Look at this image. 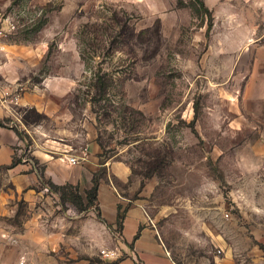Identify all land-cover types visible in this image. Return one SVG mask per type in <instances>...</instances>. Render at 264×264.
I'll use <instances>...</instances> for the list:
<instances>
[{
    "label": "rangeland",
    "instance_id": "rangeland-1",
    "mask_svg": "<svg viewBox=\"0 0 264 264\" xmlns=\"http://www.w3.org/2000/svg\"><path fill=\"white\" fill-rule=\"evenodd\" d=\"M204 1L209 37L177 0H0V105L9 112L0 119H10L0 126V264H143L136 241L108 220L105 195L79 212L49 185L48 161L78 157L60 165L71 177L91 167L94 145V172L117 212L138 207L175 264L264 258V102L245 98L264 46V0ZM113 10L136 31L160 20L161 42L91 64L118 69L122 81L108 114L96 113L78 32ZM32 108L45 117L26 121ZM14 155L22 163L8 168Z\"/></svg>",
    "mask_w": 264,
    "mask_h": 264
},
{
    "label": "trees",
    "instance_id": "trees-1",
    "mask_svg": "<svg viewBox=\"0 0 264 264\" xmlns=\"http://www.w3.org/2000/svg\"><path fill=\"white\" fill-rule=\"evenodd\" d=\"M178 5L181 7H190L193 13L201 17L202 24L207 22L208 29L206 36L209 37L210 31L213 27V14L204 0H177ZM122 13V14H120ZM130 16L126 15L125 11L118 12L113 10L109 15L104 18L98 19L94 22H87L82 24L78 32L79 41V54L83 60L86 69L91 73L90 82L86 84V102L91 103L92 110L99 113V109L104 110V114H108L109 109L113 103L110 101V94L112 87L118 84L121 79H117L115 69H104L103 67H92L91 64L96 62L98 58L105 60L107 56L113 57L117 52L130 53L136 55V46H141L147 43L150 38H153L157 47L161 42V25L160 20L156 22L154 27H149L136 31L129 23ZM101 63V62H100ZM111 105V106H110ZM45 117L44 114L38 112L35 108L28 110L24 119L28 122H39ZM10 119H0V126H5L6 122ZM192 127L193 123H192ZM15 132L23 139L24 133L18 129ZM19 163H22L20 157L14 155L12 162L7 165L8 168H13ZM148 174V176H150ZM102 175L100 172H94L92 176V185L85 190L86 196L84 197L80 190L79 185L67 182L65 184H58L50 180L49 185L51 189L59 193L60 199L63 203L73 205L79 212H84L91 207L98 205L99 201V187ZM126 217V210L121 211V205L118 206L116 223L120 229L124 227V220ZM141 235V230H138L134 236L136 241ZM260 248L264 251V244H259Z\"/></svg>",
    "mask_w": 264,
    "mask_h": 264
},
{
    "label": "crops",
    "instance_id": "crops-1",
    "mask_svg": "<svg viewBox=\"0 0 264 264\" xmlns=\"http://www.w3.org/2000/svg\"><path fill=\"white\" fill-rule=\"evenodd\" d=\"M245 98L249 102H264V46L258 47L255 51L254 64L252 71L248 77L246 88H245ZM29 101V100H28ZM9 116L8 110L0 105V118ZM8 136L9 138H18L16 133L10 130ZM100 153V148L96 145L92 146V159H91V169L83 168L84 170H79L77 174L71 177H63L60 172V165L63 166H75L77 164H71L69 162V156L63 158V163H56L48 161L46 163V175L52 181L58 184H65L67 182L75 183L80 182L84 185L85 189L90 188L92 184L93 172L96 171V167L99 166L97 157H93ZM62 161V160H61ZM68 164V165H67ZM117 170L121 172V176L128 175L126 167L117 166ZM105 195V202L108 203L110 211L113 212V216L108 219L111 223H114L117 218V204L118 201L115 199V195L109 187L104 184H100L99 187V198L102 199ZM103 205V203H102ZM104 209V207H103ZM143 226L141 230L140 237L135 243V254H137L139 259L143 264H175L170 257L167 256L163 247L161 246L154 229L149 227L147 222L144 220L142 211L138 207H132L124 220L123 234L128 242L134 239L135 234L139 230L140 226ZM250 264H264V258L255 259V261L249 260Z\"/></svg>",
    "mask_w": 264,
    "mask_h": 264
},
{
    "label": "built area",
    "instance_id": "built-area-1",
    "mask_svg": "<svg viewBox=\"0 0 264 264\" xmlns=\"http://www.w3.org/2000/svg\"><path fill=\"white\" fill-rule=\"evenodd\" d=\"M68 158H69V162L71 164H78L79 163V159L76 156H69ZM82 158L85 159L84 156ZM135 264H142V263H140L139 261H137Z\"/></svg>",
    "mask_w": 264,
    "mask_h": 264
}]
</instances>
